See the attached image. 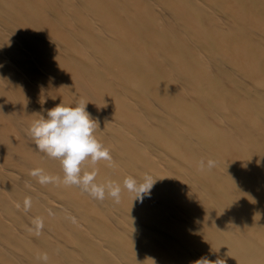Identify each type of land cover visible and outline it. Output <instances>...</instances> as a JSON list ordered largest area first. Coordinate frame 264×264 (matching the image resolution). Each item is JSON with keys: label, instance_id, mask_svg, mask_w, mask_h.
I'll return each mask as SVG.
<instances>
[{"label": "bare ground", "instance_id": "bare-ground-1", "mask_svg": "<svg viewBox=\"0 0 264 264\" xmlns=\"http://www.w3.org/2000/svg\"><path fill=\"white\" fill-rule=\"evenodd\" d=\"M80 101L119 203L31 175L62 181L27 130ZM201 257L264 264V0H0V264Z\"/></svg>", "mask_w": 264, "mask_h": 264}, {"label": "clouds", "instance_id": "clouds-1", "mask_svg": "<svg viewBox=\"0 0 264 264\" xmlns=\"http://www.w3.org/2000/svg\"><path fill=\"white\" fill-rule=\"evenodd\" d=\"M87 103L80 101L76 106H65L63 103L47 110L46 118L40 116L34 120L27 134L35 141V147L47 156L59 159L63 170V179L46 175L43 170L35 169L31 172L34 177H39L41 184L50 182H62L66 186H80L92 197L103 200L107 195L112 197L116 203L120 202L121 186L109 181L107 184L95 183L96 171L85 172L81 175V165L86 161H91L92 165L101 160L112 161L109 149L100 143L94 133L98 127L97 122L90 117L86 111ZM215 162L209 160L207 167L210 170ZM204 163L201 161V168ZM156 180L146 175L142 183H138L134 177H126L123 187L133 194V201H142L146 196H150L151 189ZM26 201V207L29 205ZM37 234L43 227V222H35ZM39 259L47 262L48 255L45 253ZM194 264H222V260L210 261L207 257H201Z\"/></svg>", "mask_w": 264, "mask_h": 264}]
</instances>
